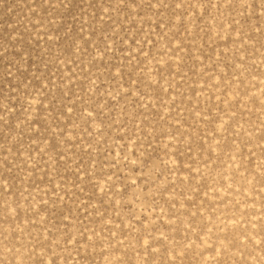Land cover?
<instances>
[{
	"label": "rangeland",
	"instance_id": "obj_1",
	"mask_svg": "<svg viewBox=\"0 0 264 264\" xmlns=\"http://www.w3.org/2000/svg\"><path fill=\"white\" fill-rule=\"evenodd\" d=\"M261 136L260 0H0V264H264Z\"/></svg>",
	"mask_w": 264,
	"mask_h": 264
},
{
	"label": "snow or ice",
	"instance_id": "obj_2",
	"mask_svg": "<svg viewBox=\"0 0 264 264\" xmlns=\"http://www.w3.org/2000/svg\"><path fill=\"white\" fill-rule=\"evenodd\" d=\"M244 2V0H242V3ZM181 5L177 4L176 7L179 8ZM251 6V5H250ZM260 7H261V11L262 13H264V0H260ZM261 141L264 142V136L260 137ZM262 148H264V144H262ZM262 157H264V151H262ZM261 185H262V191H264V175L261 176ZM253 227H255V225H253ZM262 231H264V225L261 226ZM89 239H91V237H89ZM68 244L72 243V240L69 239L67 241ZM256 243L258 244H264V237H261L258 241H256ZM262 251H264V249H262ZM41 264H44L43 261H41ZM49 264H56V261H50Z\"/></svg>",
	"mask_w": 264,
	"mask_h": 264
}]
</instances>
